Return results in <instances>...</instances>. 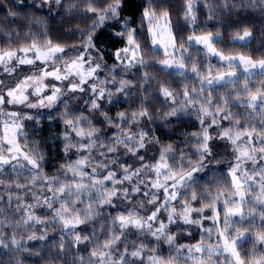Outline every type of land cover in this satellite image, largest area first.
<instances>
[{"label": "clouds", "instance_id": "1", "mask_svg": "<svg viewBox=\"0 0 264 264\" xmlns=\"http://www.w3.org/2000/svg\"><path fill=\"white\" fill-rule=\"evenodd\" d=\"M0 264H264V0H0Z\"/></svg>", "mask_w": 264, "mask_h": 264}]
</instances>
